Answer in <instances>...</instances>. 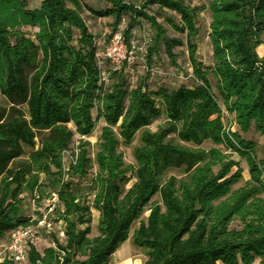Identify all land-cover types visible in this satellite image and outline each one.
Listing matches in <instances>:
<instances>
[{"label": "trees", "instance_id": "16d2710c", "mask_svg": "<svg viewBox=\"0 0 264 264\" xmlns=\"http://www.w3.org/2000/svg\"><path fill=\"white\" fill-rule=\"evenodd\" d=\"M104 1L106 8L95 9L86 0H40L37 8L0 0V240L39 218L23 215L24 196L40 204L55 193L53 220L64 241L52 236L41 252L30 244L28 264H110L135 222L131 242L145 252L143 264H264V157L256 159V145L243 138L250 131L264 137V57L257 53L264 0H206L195 8L182 0L139 7ZM151 7L171 13L163 21L186 36L192 84L151 89L147 72L131 86L126 66L107 70L104 82L84 15L111 18L115 30L127 17V43L146 22L154 31L146 70L160 50L175 66L174 49L184 42L167 37L147 14ZM203 11L210 16V66L196 58ZM99 120L105 125L91 154L84 139ZM138 133L136 164L126 165L118 149ZM70 149L75 159L64 171L62 152ZM232 154L248 166L249 180L238 189L242 171ZM172 170L179 175L167 176ZM92 211L99 215L94 237Z\"/></svg>", "mask_w": 264, "mask_h": 264}, {"label": "rangeland", "instance_id": "374dc122", "mask_svg": "<svg viewBox=\"0 0 264 264\" xmlns=\"http://www.w3.org/2000/svg\"><path fill=\"white\" fill-rule=\"evenodd\" d=\"M29 8H36L39 6V0H27ZM125 2L139 7L145 0H124ZM185 5L195 8L200 7L206 4V0H182ZM87 4L95 9H104L108 6V4L104 0H86ZM147 14L156 18L157 22L162 25V27L166 30V35L169 38H179L184 42L182 47H178L174 49V54L176 55V65H172L170 60L167 58L166 54L163 50H160L157 58H155V64L151 67L157 70L158 73L151 74L150 69L146 70L144 63L137 60L134 64L126 67V73L128 76V80L131 86H134L139 80H141L145 74L149 73L148 85L151 89H155L159 86H165L168 88H177L182 84L191 85L193 82L191 65L188 57V51L186 47V36L179 35L172 31L167 24L163 21L162 17L165 15L171 16V13L160 12L156 7H151ZM161 15V16H160ZM173 16V15H172ZM85 20L90 28L91 33L95 36L96 43L99 49L107 46L111 36L117 32H124L127 17L124 18L123 22L115 29L112 26L111 18H96L89 14L84 15ZM175 20L178 22V17L174 16ZM209 23L210 16L207 11L199 12L197 15V27L198 33L195 38V44L197 46L196 58L199 62L204 64L205 66H210L212 63L211 58V47L208 39L209 33ZM153 29L144 21H141L140 26H137L131 35V40L137 41L139 44H142L145 40L151 39L153 36ZM264 42V36L262 37ZM257 53L259 57H264V45H261L257 48ZM145 55V53H144ZM145 59V58H144ZM111 66L106 64L103 67V72L107 75V70H110ZM107 82V81H106ZM0 104L5 105V100L0 98ZM223 120L225 125H229V120L227 116L223 113ZM164 122L163 118L156 120L153 122L148 129L152 132L156 131L157 127L162 125ZM104 122L99 120L96 122L95 129L92 135L87 140L90 143V151L91 154L96 150V144L99 140V136L101 134V129L104 126ZM140 133L136 135L133 142L129 146L121 145L118 151L122 154L123 160L126 165L135 166V160L133 158V149L138 145ZM244 139L253 142L256 145L255 155L256 159H261L264 157V137L260 136L258 133L254 131L248 132L243 136ZM78 139L75 138L73 144L71 145V149H74L76 154ZM211 144L209 142L204 143L202 148H209ZM28 152V150L26 149ZM232 158L239 163V168L242 171V180L233 186V189H238L244 185V183L249 180L248 174V166L245 160L240 159L236 154H232ZM69 163V157L65 159V165L67 166ZM96 168V167H95ZM235 169H233L234 171ZM174 175L178 176V170L170 171L167 176ZM264 181V176H263ZM134 180H132L127 187H129ZM48 197L46 200H43L40 204H37L32 196H24L22 201V213L26 217L36 218L37 213L43 211L48 203ZM153 202L158 201V197H154L152 199ZM98 213L96 211H92V221H91V229H92V237L97 236V224H98ZM148 216V211L146 210L141 216V220H145ZM54 215L52 216V219ZM55 222V221H54ZM138 222H135L130 231L129 240L123 243L120 248L116 251V253L112 256L110 264H143L146 260V255L143 250L135 247L131 242V235L133 230L137 228ZM62 225L61 223H56L54 228L49 233L40 232L39 237L34 241L33 245L36 250L41 252L44 248L52 246L51 240L52 236H55L59 240V242H63L64 238L61 235ZM10 236H7L5 239L0 240V247L7 245L10 240ZM23 264H28L26 261Z\"/></svg>", "mask_w": 264, "mask_h": 264}, {"label": "built area", "instance_id": "2783aa9c", "mask_svg": "<svg viewBox=\"0 0 264 264\" xmlns=\"http://www.w3.org/2000/svg\"><path fill=\"white\" fill-rule=\"evenodd\" d=\"M151 39L145 40L142 44L137 41L130 40L126 42L123 32H115L107 46L99 49L95 54L96 63L100 71L101 78L106 82V75L103 72V67L106 64L111 66L112 70H119L124 66L128 67L134 64L137 60L145 65L146 49L149 46ZM151 74L158 73L157 70L151 68ZM227 118L228 114L223 112ZM70 150L62 152L63 168L67 170L65 159L69 157V162H73L75 157L72 156ZM75 152V151H74ZM76 154V152H75ZM60 207V202L57 194L53 193L48 199V203L36 222L26 228H18L11 233L10 240L5 246L0 247V262L10 260L13 264H23L27 261L29 245L39 237L40 232L49 233L55 226L52 219L53 214Z\"/></svg>", "mask_w": 264, "mask_h": 264}, {"label": "crops", "instance_id": "0c3cea01", "mask_svg": "<svg viewBox=\"0 0 264 264\" xmlns=\"http://www.w3.org/2000/svg\"><path fill=\"white\" fill-rule=\"evenodd\" d=\"M40 1V0H39ZM40 3V2H39ZM37 8V7H36ZM224 112V111H223ZM9 242V241H8Z\"/></svg>", "mask_w": 264, "mask_h": 264}]
</instances>
